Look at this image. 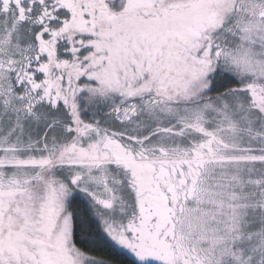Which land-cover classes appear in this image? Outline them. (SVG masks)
Wrapping results in <instances>:
<instances>
[{"label":"snow or ice","instance_id":"snow-or-ice-1","mask_svg":"<svg viewBox=\"0 0 264 264\" xmlns=\"http://www.w3.org/2000/svg\"><path fill=\"white\" fill-rule=\"evenodd\" d=\"M0 264H264V0H0Z\"/></svg>","mask_w":264,"mask_h":264}]
</instances>
